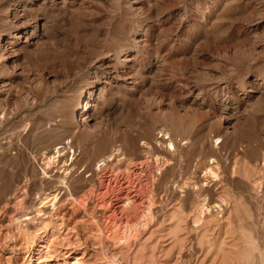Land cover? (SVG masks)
I'll list each match as a JSON object with an SVG mask.
<instances>
[{
  "label": "rangeland",
  "instance_id": "obj_1",
  "mask_svg": "<svg viewBox=\"0 0 264 264\" xmlns=\"http://www.w3.org/2000/svg\"><path fill=\"white\" fill-rule=\"evenodd\" d=\"M18 2L42 20V53L21 52L8 67L23 77L0 81L30 95L22 104L0 96L8 148L0 150V264H264V0H0V44L6 10ZM114 53L131 73L99 78L89 103L94 127L79 142L68 188L42 206L58 185L42 174L45 130L60 123L65 98L90 85L92 65L113 62ZM225 95L238 110L220 126ZM101 132L110 138L99 146ZM166 135L175 150L159 144ZM103 158L104 178H94L101 192L137 197L118 210L121 227L109 223L115 200L101 201L86 182ZM210 160L213 199L192 224L200 193L173 182L191 184ZM130 168L132 184L124 181ZM176 236L193 244L173 246Z\"/></svg>",
  "mask_w": 264,
  "mask_h": 264
},
{
  "label": "bare ground",
  "instance_id": "obj_2",
  "mask_svg": "<svg viewBox=\"0 0 264 264\" xmlns=\"http://www.w3.org/2000/svg\"><path fill=\"white\" fill-rule=\"evenodd\" d=\"M132 1H134V0H132ZM19 3L20 2L15 3L13 5H10L8 7V9L6 10V13L4 15L5 23H6L5 29L7 31L6 32L7 36H6V41H4L2 44H0V81H2V77H3L2 75H5V74L9 75L11 82H14L16 79H20L21 77H23V73L21 71L17 70L18 67L17 68L14 66L12 68L8 67V64L10 65V63L18 60L19 54L21 52L26 53V54H30L32 56L42 53L41 52L42 48H41V45L39 42V40L43 37V33H42L43 24L40 22L42 20L40 18H38L39 16L35 17V18H31L30 15L26 11H24V9L22 8V4L21 3L19 4ZM125 5H127V4H125ZM130 8H132V7H130ZM132 9H131V11H132ZM47 47H48V45H47ZM122 50H124V49H122ZM47 54L48 53H44V57H47ZM127 60L128 59L125 56L121 58L120 54L114 53L112 55V61L113 62L99 60V62H96L95 64H93L92 67L90 68L93 71L89 73L91 76H93L91 78L93 80L90 82V85L83 88V90L80 94L75 95L73 97L70 96L68 98H65L64 105H63V107L61 109V113H60V116H61L60 123H56L55 125H53L49 129L45 130V132H46V134H48V136L46 137L47 143L43 147V149L45 151V155L42 158V160L44 161V163H43L44 168H42V172H43L42 174H44V173L48 174L49 179L55 180V182H58V185L49 187L47 189V192L42 194V197L40 198V201H39L41 204H43L42 206L48 205V204L53 205V203L59 198L61 191L65 190V188L66 189L68 188L67 179L73 174V172H75L74 167L77 164L76 153L79 151L80 146H81V143H79V142H81L83 139H86L88 136H91V133L89 132V127L92 125L91 123H94V120H93V116H91V113H90L91 108H90L89 103L94 102L97 99V96L95 95V92H94V88L99 84V81H98L99 78L100 79L103 78L104 80L106 79V81H108V82L109 81H118V80L127 81V79H128L127 75L131 73L129 66L126 65ZM29 62L31 63V61H29ZM43 72H45V71H43ZM25 73H26V71H25ZM6 82L0 85V96H4L5 98H10V99H16V100H18V104L19 103L22 104V102H26L27 95H29V94L27 93L25 95L23 92H17V91L14 93L11 86L8 85ZM108 82H107V84H108ZM53 84H54V82H53ZM251 85H253V84H251ZM52 87H53V85H52ZM53 89H56V88H53ZM28 100H30V99H28ZM32 102H33V100H32ZM218 103L223 105V107L221 109V112H222L221 118L219 119V122H217V123L220 126L224 125V124L228 125L229 122L227 121V118L235 116V114L238 110V105L236 103H231V100L229 99V97H227V95L221 97L218 100ZM16 104H17V102H16ZM18 104H17V106H18ZM26 108H28V107H26ZM12 109H13V107H12ZM31 110H33V109H31ZM49 111H51V110H49ZM176 111H177V109H176ZM177 112L176 113L174 112L175 115L177 114ZM217 121H218V119H217ZM218 124H217V126H219ZM24 128H25V126H24ZM24 131H26V130L23 129V132L21 131L22 133L19 136H22ZM52 131H54L56 134L53 135L51 133ZM27 133H28V131H27ZM101 134H102V138L97 142V145H99V146L101 145L102 142H103V144H107L106 139L110 138V137L104 138L102 132H101ZM166 136H167L166 138L159 140V144L161 146L166 145V146H168V149L175 150L177 147L176 139L170 135H166ZM16 137L19 138L18 136H16ZM18 140H20V138ZM147 145H148V143H147ZM53 146H55L54 151L52 149ZM155 148H157V147H155ZM0 150L2 152H6L8 150V148L3 143H0ZM13 150H15V149H13ZM163 150L168 152V150L165 148H163ZM114 151H115V149L111 150L108 153L107 157L112 156L114 154ZM211 159H213V158H211ZM68 161H69V163L67 164ZM38 162H40V161H38ZM99 162H101V164H100L98 170H96L97 168L96 169L88 168L87 172H89V178L86 180V182L91 183L93 190L95 192H97L98 195L101 196V199H100L101 201L108 202V204H111L112 200H115L113 209L111 210V212L108 215V218L110 219V222L109 221L108 222L111 224L119 225V227H121L123 220H122V218L117 216L118 210L119 209L123 210L125 208L124 205L126 203L127 204H134L135 201L137 200V197H136V195L134 196V195L130 194L129 191H126L125 193L115 192V194H114L113 189H110L107 186L105 188L106 191L101 192V190H100L101 187H99V186L103 184V182H102L103 180H100L99 184L97 186L94 183V178L97 176V177H100V179H101L104 176V171L106 170V167L108 165L107 158L99 159ZM212 162H213V160H210L209 162L203 161L202 163H200V165L202 166V169H201L202 174L199 175L197 172L194 171L193 176L191 178L192 179L191 184L187 183L186 181H182L181 178H177L173 182L175 187H180V188H185V186L189 188V185H191L192 190L195 189V190H197V192L200 193L199 194L200 199L198 200V204L196 205L197 213L195 214L194 218L191 221L192 224L193 223L196 224V222H199L201 220L202 215L205 214V212L209 211V209H210V203L213 199L212 198L213 197L212 196L213 189L211 188L212 178L217 177V175H214L212 168L208 165V163H212ZM142 163L143 162H141V164ZM46 165H53V167L47 168ZM263 165H264V163H263ZM131 168H130V170L127 171L128 174L124 180L128 184H132L133 179L131 178V176H133L135 174V171L131 170ZM199 168H200V166L197 167V169H199ZM58 170H61V172H59ZM139 170H140V168L138 169V171ZM67 173H69L68 176H67ZM105 175H106V173H105ZM137 176H138V174H137ZM114 178H115V176H114ZM117 178H119V177H117ZM134 180H135V178H134ZM118 182H120V180ZM214 184L215 183H213V185ZM118 185H120V183ZM72 189H73V187H72ZM152 192L154 193V190ZM152 196L154 197V194ZM216 206H218V208H219L220 204H218ZM147 213L149 215H151V211H149ZM117 231L119 232L118 229H117ZM180 237L181 236H179V237L176 236L172 240L173 246H175L179 240L181 241V239H182V242L188 241L189 244H193L192 243L193 237L192 238H191V236H188V238H187V236L183 237V238H180ZM179 254H181V253H179Z\"/></svg>",
  "mask_w": 264,
  "mask_h": 264
}]
</instances>
